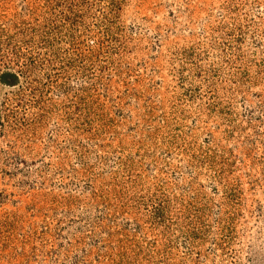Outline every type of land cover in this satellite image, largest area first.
I'll list each match as a JSON object with an SVG mask.
<instances>
[{
	"label": "rangeland",
	"instance_id": "374dc122",
	"mask_svg": "<svg viewBox=\"0 0 264 264\" xmlns=\"http://www.w3.org/2000/svg\"><path fill=\"white\" fill-rule=\"evenodd\" d=\"M0 264H264V0H0Z\"/></svg>",
	"mask_w": 264,
	"mask_h": 264
}]
</instances>
